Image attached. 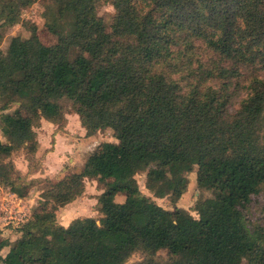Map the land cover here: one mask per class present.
<instances>
[{"label":"trees","instance_id":"obj_1","mask_svg":"<svg viewBox=\"0 0 264 264\" xmlns=\"http://www.w3.org/2000/svg\"><path fill=\"white\" fill-rule=\"evenodd\" d=\"M34 2L0 0V40ZM99 2L52 0L45 16L56 44H45L34 26L30 37L12 38L8 55L0 50L7 138L0 141V183L16 185L18 171L6 159L25 145L36 148L37 122L62 119L64 99L89 134L111 128L118 140L100 143L82 171L50 183L21 236L0 243V262L125 264L142 252L134 264H264V224L252 226L247 210L264 193V0H113L110 28ZM189 38L220 58L214 69L192 70L197 81L186 89L155 65L165 61L178 72L175 47ZM242 66L253 72L233 110L230 80ZM14 102L35 114L8 112ZM193 165L198 186L213 192L196 204L198 218L163 207L136 178L147 169L146 187L176 202ZM86 178L104 186L100 216L60 224L57 211L84 193ZM119 184L130 188L124 202L116 200ZM160 251L167 261L158 260Z\"/></svg>","mask_w":264,"mask_h":264},{"label":"rangeland","instance_id":"obj_2","mask_svg":"<svg viewBox=\"0 0 264 264\" xmlns=\"http://www.w3.org/2000/svg\"><path fill=\"white\" fill-rule=\"evenodd\" d=\"M51 2L52 0H35L31 6L22 10V17L19 22L3 28L0 50L4 56L9 54L12 38L14 36H22L24 38L30 37L34 26L38 28V34L45 44L53 45L58 42V36L51 32L46 25L47 20L45 14ZM99 14L104 18L110 28L116 14L113 0H100ZM189 39L193 41L192 46L188 43ZM189 39L175 47V56L177 57V61H179L178 72L175 70L178 69V67L171 68L168 63H164L165 61L157 62L155 65L156 69L159 71L172 73L174 79L178 80L186 89H189L188 87L190 84L197 81V77L191 75L192 70L199 71L201 68L214 69V61H218L220 58L218 54L208 47L205 41L195 38ZM175 61L176 60L173 62L175 63ZM252 72L253 70L251 68L242 66L240 68V75L230 80L233 110L237 109L242 99L247 96V85ZM221 82L222 81L217 80L208 81L209 84L213 85H220ZM1 104L0 102V107ZM61 105L64 113L62 119H59V121L55 123L41 117L40 121L37 122L38 124L34 128L37 133L38 141L36 148L33 149L31 144L25 145L6 159L7 162H12L15 165L18 173L14 174L16 185L12 186V183L10 185L0 183V243L6 239L14 238V240H16L21 236V227L23 223L31 217L34 207L40 206V204L46 200L44 194L49 193L51 182H57L70 173L82 171L81 169L84 167L89 154L93 152L100 143L104 141H118L111 128L89 134L80 115L75 111L71 100L64 99L61 101ZM15 111H19L24 116H33L35 114L33 110L23 107L21 102H14L8 109V112L11 113ZM54 128H56V132H63L59 140L56 137V132L53 133ZM0 141L7 142V138L3 135L1 128ZM69 145L74 147V150L76 149L73 153V159H76L75 164H71L70 153L72 152L70 149H72V147ZM55 150H59V152L53 155L52 153ZM51 155L54 156L55 160L50 157ZM59 155H63V158L60 159ZM197 170V165H193V171L187 173L188 189L176 202H174L169 195L158 197L146 187L147 169H142L136 175V178L141 191L163 207L167 209H174L176 206L183 207L198 218L199 214L196 210V204L200 200L213 196V192L198 186ZM89 179L90 178H86L85 190L84 193L78 197L79 203L77 205H80V208L84 210L85 214L92 213L93 216L99 217L100 213L96 209L98 205L97 193H100L101 190L104 191V186L99 184L97 179ZM109 181L115 180L109 178ZM13 187L17 188L20 193H14L11 190ZM129 192L130 188L128 186L119 184V192L116 196V200L118 202H124ZM85 196L89 199L84 198ZM81 199H83V201L86 199V203L81 205L83 202ZM9 203L10 206L13 205V207L17 203L18 205L16 208L20 207L21 215L19 216V213H15L17 218L6 221L3 219L5 217L3 206ZM52 205L53 204H51V206ZM80 208L76 209L79 210ZM247 210L252 226L253 224H264V193L255 196ZM6 251L7 250H3L2 252L6 253ZM143 257L144 254L142 252H136L125 264H134L141 261ZM168 257L166 251H160L157 254V258L160 261H167ZM0 264L3 263L0 262ZM243 264H247V262L244 261Z\"/></svg>","mask_w":264,"mask_h":264},{"label":"crops","instance_id":"obj_3","mask_svg":"<svg viewBox=\"0 0 264 264\" xmlns=\"http://www.w3.org/2000/svg\"><path fill=\"white\" fill-rule=\"evenodd\" d=\"M57 128V127H56ZM56 128H54L53 129V133L54 132H56ZM69 128V127H68ZM50 129H51V127H50ZM73 129V128H72ZM66 130H67V128H66ZM63 132H56V137L58 138V140H59V138H60V136H61V134H62ZM69 146H71V145H69ZM72 147V146H71ZM76 150V149H75ZM74 147H72V149H70V151L72 152V153H70L71 154V164H75L76 163V159L74 158L73 159V153H74ZM56 152L58 153L59 152V150H55L52 154L54 155V154H56ZM53 155H51L50 157H52L53 159H54V156ZM59 158L60 159H62L63 158V155H59ZM55 160V159H54ZM83 167V166H82ZM83 169V168H82ZM81 169V170H82ZM90 180V179H89ZM103 191L101 190V192L100 193H97V197L102 193ZM96 196V195H95ZM84 198H86V199H89V198H87L86 196L84 197ZM86 199L83 201V199H81L83 202L81 203V205L82 204H84V203H86ZM97 202H98V200H97ZM79 203V198L78 199H76L75 201H72L71 203H69V204H67V205H65V206H63V207H61L60 209H59V211H57V217H58V221H59V223L60 224H62V225H64V226H69L70 225V223L72 222V220L73 219H76V218H79V217H84V216H93V214L92 213H89V214H85L84 213V210L83 209H81L80 208V205H77ZM76 208H80L79 210H77ZM69 214H72V215H69ZM62 218H65V219H62ZM13 240H14V238H12V239H6V240H4V241H10V242H13Z\"/></svg>","mask_w":264,"mask_h":264},{"label":"built area","instance_id":"obj_4","mask_svg":"<svg viewBox=\"0 0 264 264\" xmlns=\"http://www.w3.org/2000/svg\"><path fill=\"white\" fill-rule=\"evenodd\" d=\"M17 205L18 204L16 203V205H14V207H13V205L10 206V203H9V204L3 206V212L5 214V217L3 218L4 220L7 221L10 219L17 218L15 216V213H19V216L21 215V209H20V207L16 208ZM24 216H23V218H24ZM23 221H24V219H23Z\"/></svg>","mask_w":264,"mask_h":264}]
</instances>
